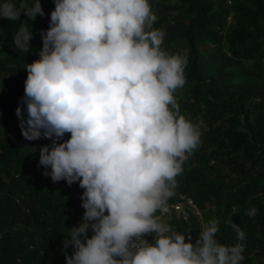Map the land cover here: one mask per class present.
<instances>
[{"label": "clouds", "instance_id": "clouds-1", "mask_svg": "<svg viewBox=\"0 0 264 264\" xmlns=\"http://www.w3.org/2000/svg\"><path fill=\"white\" fill-rule=\"evenodd\" d=\"M21 11L31 19L44 15L40 0H0V17L17 21ZM156 20L150 0H54L38 58L24 66L27 115L16 108L21 133L27 140L51 138L39 148L45 175L83 188L82 220L62 242L64 249L73 247L65 264L244 259L245 232L232 217L226 223L237 242L225 244L216 235L218 221L205 223L193 196L179 192L170 199L200 142V125L180 113L174 96L185 84L187 55L162 49L165 32L153 27ZM32 36L21 21L12 42L26 54ZM66 132L70 137L61 140ZM171 210L198 218L194 242L189 231L171 228Z\"/></svg>", "mask_w": 264, "mask_h": 264}, {"label": "trees", "instance_id": "trees-1", "mask_svg": "<svg viewBox=\"0 0 264 264\" xmlns=\"http://www.w3.org/2000/svg\"><path fill=\"white\" fill-rule=\"evenodd\" d=\"M40 3L44 15L35 19L23 11L17 21L0 17V264H65V251L71 255L73 247L64 249L62 242L85 211L78 182H53L39 164V148L51 138L27 140L16 114L20 106L27 115L24 66L38 58L41 30L54 8V0ZM150 5L157 16L153 27L165 32L162 49L187 55L185 84L174 96L180 113L200 125V142L175 178L170 199L179 192L193 196L206 223L218 221L216 235L225 244L237 242L226 223L232 217L245 232L241 264H264V0ZM21 21L33 32L26 54L12 42ZM69 137L66 132L61 140ZM253 207L257 211L249 216ZM166 221L177 232L189 231L193 242L198 238L197 217L171 210Z\"/></svg>", "mask_w": 264, "mask_h": 264}, {"label": "rangeland", "instance_id": "rangeland-1", "mask_svg": "<svg viewBox=\"0 0 264 264\" xmlns=\"http://www.w3.org/2000/svg\"><path fill=\"white\" fill-rule=\"evenodd\" d=\"M229 19H231V17H230ZM202 214H203V218H202V219H203V221H205V223H206V220H207V219H206V214H205V212H204V211H203V213H202Z\"/></svg>", "mask_w": 264, "mask_h": 264}]
</instances>
